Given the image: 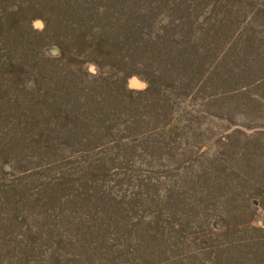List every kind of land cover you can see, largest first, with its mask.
I'll use <instances>...</instances> for the list:
<instances>
[{
	"label": "rangeland",
	"instance_id": "obj_1",
	"mask_svg": "<svg viewBox=\"0 0 264 264\" xmlns=\"http://www.w3.org/2000/svg\"><path fill=\"white\" fill-rule=\"evenodd\" d=\"M0 264H264V0H0Z\"/></svg>",
	"mask_w": 264,
	"mask_h": 264
}]
</instances>
